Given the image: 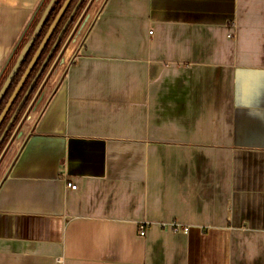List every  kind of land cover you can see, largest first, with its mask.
Segmentation results:
<instances>
[{"label":"crops","instance_id":"crops-1","mask_svg":"<svg viewBox=\"0 0 264 264\" xmlns=\"http://www.w3.org/2000/svg\"><path fill=\"white\" fill-rule=\"evenodd\" d=\"M48 1L0 0V77ZM91 13L5 160L0 264H264V0Z\"/></svg>","mask_w":264,"mask_h":264},{"label":"flooded vegetation","instance_id":"flooded-vegetation-1","mask_svg":"<svg viewBox=\"0 0 264 264\" xmlns=\"http://www.w3.org/2000/svg\"><path fill=\"white\" fill-rule=\"evenodd\" d=\"M77 1L78 0H71L70 1L71 7H70V10L68 12H67L68 7H66V9L63 12L60 20L58 21L57 26L53 30L52 34L49 36L48 40L45 42L40 54L38 55L35 62L33 63L29 73L27 74L26 78L24 79L20 89L18 90L15 98L13 99L11 105L9 106L7 112L5 113L3 119L0 123V163L3 161L7 151L10 149L11 144L14 142V144L12 145V148H13L15 143H16V140L23 135V132L21 130L23 122H25V120L27 121V118L29 117V113H30L32 107L34 106L36 100L39 99V96H40L42 90L44 89L47 81L49 82V85H50L51 78L54 75V73L57 71L56 66L58 64H59V66H62L63 61H64V58H63L64 54L67 51L69 45H71L74 42V40H75L74 38H76L75 34L77 32L78 27L79 26L83 27L84 24L88 20H92L89 13H90V10L92 9L93 5L96 3L97 0H81L80 3L78 4L74 14H73L72 21L69 22L65 26L64 30L61 32L67 18L69 17V15H70L72 9L74 8L75 4L77 3ZM78 18H79V20H78L77 26L74 29L72 35L68 38V35L71 32V29L74 26V24ZM59 33H60V35H59ZM37 35H36V37H37ZM42 38L40 39L39 44L41 43ZM39 44H38V46H39ZM33 55H32V57H33ZM32 57H31V59H32ZM29 62H28V64H29ZM28 64L26 65V67L28 66ZM26 67H25V69H26ZM25 69L23 70V72H22L21 76L19 77L17 83L15 84L14 88L12 89V92L15 89V87L17 86V84H18L20 78L22 77ZM12 92L10 93V95L12 94ZM10 95H9V97H10ZM9 97H8V99H9ZM8 99L6 100L5 104L3 105L0 113L2 112L3 108L5 107ZM10 120H11V122H10ZM8 123H9V125H8ZM6 126H7V128H6Z\"/></svg>","mask_w":264,"mask_h":264},{"label":"water","instance_id":"water-1","mask_svg":"<svg viewBox=\"0 0 264 264\" xmlns=\"http://www.w3.org/2000/svg\"><path fill=\"white\" fill-rule=\"evenodd\" d=\"M55 1H56V0H49V1H48V3H47V5H46V7L44 8V10H43V12H42V14H41L39 20L37 21V23H36V25H35V27H34V30H33V32H32V35L28 38V40L26 41V43H25V44L23 45V47L20 49V52L18 53V55H17V57H16V59H15V62L13 63V65H12L10 71L8 72L6 78L4 79V81H3V83H2V85H1V87H0V101H1L3 95H4L5 91H6V89H7L8 85H9V83H10L11 80L13 79L15 73L17 72V70H18V68H19V66H20V64H21V61H22V59H23L25 53H26L27 50L32 46V44H33V42H34V40H35V38H36V35L40 32V30H41V28H42V25H43V23L45 22V19H46L47 15H48V13H49V11H50V9H51V7L53 6V4H54ZM70 1H71V0H65V1L63 2L61 8H60L59 11L57 12V15L55 16V18L53 19L52 23L50 24V26H49V28H48L46 34H45L44 37L42 38L41 43L39 44V46H38L36 52L34 53L32 59L30 60V62H29V64H28V66L26 67V69H25V71H24L22 77L20 78V80H19L17 86H16L15 89L13 90V92H12V94L10 95V97H9V99H8V101H7L6 105H5V107L3 108L2 112L0 113V123H1V121H2V119H3V117H4V115H5V113L7 112L9 106L11 105L13 99L15 98V96H16L18 90L20 89V87H21V85H22L24 79L26 78L27 74L29 73V71H30V69H31V67H32V65H33V63L35 62L36 58H37L38 55L40 54V52H41V50H42V48H43L45 42L48 40L49 36L52 34L53 30H54L55 27L57 26L58 21L60 20V18H61V16H62L63 12H64L65 9H66V7H68ZM80 1H81V0H78L77 3L75 4V6H74V8L72 9V11H71L69 17H68L67 20H66V22H65V24H64V26H63L61 32L64 30L65 26H66L69 22L72 21V19H73V14H74V12H75V10H76L78 4L80 3ZM82 13H83V12H82ZM82 13H81V14H82ZM79 18H80V17H79ZM79 18L77 19V21L75 22L74 26L72 27L71 32H70L69 35H68V38L72 35L74 29L76 28ZM61 32H60V33H61ZM60 33H59V35H60ZM67 40H68V39H67ZM66 42H67V41H66ZM10 122H11V120H10ZM10 122H9V123H10ZM9 123H8V125H9ZM8 125H7V126H8ZM7 126H6V128H7ZM5 130H6V129H5Z\"/></svg>","mask_w":264,"mask_h":264},{"label":"trees","instance_id":"trees-1","mask_svg":"<svg viewBox=\"0 0 264 264\" xmlns=\"http://www.w3.org/2000/svg\"><path fill=\"white\" fill-rule=\"evenodd\" d=\"M65 0H56L53 4V6L51 7L45 22L42 25V28L39 32V34L37 35L34 43L32 44V46L27 50V52L25 53L21 64L17 70V72L15 73V77L13 78V80L11 81V83L8 85L1 101H0V111L3 107V105L5 104L6 100L8 99L10 93L12 92V89L14 88L15 84L17 83L19 77L21 76L23 70L25 69L26 65L28 64V62L30 61L32 55L34 54V52L36 51L39 41L40 39L44 36V34L47 32L51 22L53 21L54 17L56 16L58 10L60 9V7L62 6L63 2ZM71 7V3L68 6L67 12L70 10ZM66 15V14H65ZM66 18V17H65ZM55 34V33H54Z\"/></svg>","mask_w":264,"mask_h":264},{"label":"rangeland","instance_id":"rangeland-1","mask_svg":"<svg viewBox=\"0 0 264 264\" xmlns=\"http://www.w3.org/2000/svg\"><path fill=\"white\" fill-rule=\"evenodd\" d=\"M89 14H90V17L92 18L91 10H90V13H89ZM90 21H91V20H88V21L84 24L83 27H81V26L78 27L77 32H76V34H75V36H76L77 38H80V37L83 35V33L88 29V27H89V25H90ZM21 48H22V47H19V48L17 49L16 53L13 55L12 59L10 60V62L7 64V67H6L5 71H4V73H3L2 76L0 77V87H1V85H2V83H3V81H4V79L6 78L8 72L10 71V69H11L13 63L15 62L16 55H18V53L20 52V49H21ZM67 54H68V53L65 52L64 57H63V58H64V61H63V64H64V65H65L66 62H67V60H66V58H67ZM62 66H63V65H62ZM62 66H59V64L56 66V68H57L56 70H57L59 73L63 71L64 66H63V67H62ZM49 89H50V85H49V82L47 81V83H46L44 89L42 90V92H41V94H40V96H39V99L36 100L34 106L32 107V109H31V111H30V113H29V116H30V114H31L34 110H36V109H38V108H41V106H42V104H43V101H44V95H45L44 92L49 91ZM28 118H29V117H28ZM28 118H27V120H28ZM25 122H26V120H25ZM25 122H23L22 126L25 124ZM21 130H22V128H21ZM14 141H15V140H14ZM13 144H14V142L11 144L10 149L7 151V153H6V155H5L4 159H3V161L0 163V174L2 173V171H3V169H4V166H5L4 164H5V162H6L5 160H7V159H8L9 157H11L12 154H13V151H14V147L12 148V145H13Z\"/></svg>","mask_w":264,"mask_h":264},{"label":"built area","instance_id":"built-area-1","mask_svg":"<svg viewBox=\"0 0 264 264\" xmlns=\"http://www.w3.org/2000/svg\"><path fill=\"white\" fill-rule=\"evenodd\" d=\"M66 186H68L70 188H73V189L76 188V185L72 184V183H67ZM146 227H147V225H146L145 222H140L137 225V233H138V235L143 236L145 234ZM161 227L165 228L166 230H169L171 232H184V233H187L189 231V229H190L189 226L181 225V224L176 223V222L162 223ZM57 263L61 264V261L57 260Z\"/></svg>","mask_w":264,"mask_h":264}]
</instances>
